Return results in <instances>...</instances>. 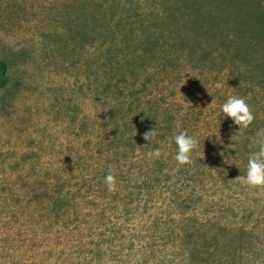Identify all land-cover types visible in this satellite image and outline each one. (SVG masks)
<instances>
[{
    "label": "rangeland",
    "instance_id": "rangeland-1",
    "mask_svg": "<svg viewBox=\"0 0 264 264\" xmlns=\"http://www.w3.org/2000/svg\"><path fill=\"white\" fill-rule=\"evenodd\" d=\"M0 60V264H264V0H0Z\"/></svg>",
    "mask_w": 264,
    "mask_h": 264
},
{
    "label": "clouds",
    "instance_id": "clouds-1",
    "mask_svg": "<svg viewBox=\"0 0 264 264\" xmlns=\"http://www.w3.org/2000/svg\"><path fill=\"white\" fill-rule=\"evenodd\" d=\"M219 111L223 114V119L230 118L235 125L239 126L238 130L240 131L248 128L255 119L246 98L241 96L228 94L223 103H221ZM176 126L179 127V124ZM149 132L152 138L156 135L155 129L148 131L145 133L147 141L149 139ZM171 139L176 145L173 159L178 165L190 164L192 162V152L199 144L198 139L193 135H189L186 130L173 133ZM253 143L256 150L247 154V163L239 179L242 184L248 187H264V130L257 132ZM145 155L149 159L159 157L160 149L153 148L146 152ZM105 184L109 191L114 190L115 181L111 172L105 176Z\"/></svg>",
    "mask_w": 264,
    "mask_h": 264
},
{
    "label": "trees",
    "instance_id": "trees-1",
    "mask_svg": "<svg viewBox=\"0 0 264 264\" xmlns=\"http://www.w3.org/2000/svg\"><path fill=\"white\" fill-rule=\"evenodd\" d=\"M148 48L145 47V49L143 48L142 50H144V52H142L143 54L147 53L146 51H149L147 50ZM103 59V58H102ZM107 60H109V58H107ZM122 65L123 67L128 70L129 68H135L137 64L141 63L144 61V59H140L139 56H130V58L128 59H123L122 60ZM102 65L105 64L108 66V61H106V59L104 58L102 60ZM135 66V67H134ZM8 82V76H7V67H6V64L4 61L0 60V87L6 85V83ZM258 109L260 110L259 107H255L253 108L252 110V113L253 115H256L257 114V111Z\"/></svg>",
    "mask_w": 264,
    "mask_h": 264
}]
</instances>
